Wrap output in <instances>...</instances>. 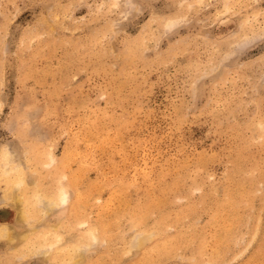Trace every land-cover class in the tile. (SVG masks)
Here are the masks:
<instances>
[{
  "label": "rangeland",
  "instance_id": "obj_1",
  "mask_svg": "<svg viewBox=\"0 0 264 264\" xmlns=\"http://www.w3.org/2000/svg\"><path fill=\"white\" fill-rule=\"evenodd\" d=\"M0 264H264V0H0Z\"/></svg>",
  "mask_w": 264,
  "mask_h": 264
},
{
  "label": "bare ground",
  "instance_id": "obj_2",
  "mask_svg": "<svg viewBox=\"0 0 264 264\" xmlns=\"http://www.w3.org/2000/svg\"><path fill=\"white\" fill-rule=\"evenodd\" d=\"M6 159H7V161H8V162H10V161H11V159H10V158H6ZM15 170H17V169L15 168ZM19 183H20V182H19ZM60 199L62 200V202H64V201H65V196H64V192H63V190H61ZM91 237H94V235H93V234H91Z\"/></svg>",
  "mask_w": 264,
  "mask_h": 264
}]
</instances>
